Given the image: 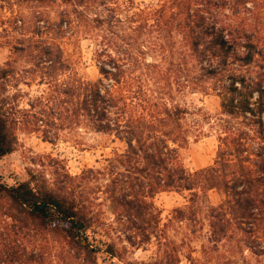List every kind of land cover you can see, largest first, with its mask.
Instances as JSON below:
<instances>
[{"label": "trees", "instance_id": "1", "mask_svg": "<svg viewBox=\"0 0 264 264\" xmlns=\"http://www.w3.org/2000/svg\"><path fill=\"white\" fill-rule=\"evenodd\" d=\"M100 3L104 12L91 19L97 29L92 53L95 79L78 76L57 44L38 46L44 74L53 84L45 83L53 89L51 98L59 110L51 119L19 107V94L7 92L12 70L0 67V159L15 149L18 129L38 130V122L45 126L41 131L45 140L51 139L54 125L67 127L66 120L75 126L85 124L116 145L99 167L74 176L67 172L57 183L33 172L15 184L0 176V264H44L50 244L61 264H101L103 253L120 260L125 247L98 237L100 213L84 191L100 178H104L100 189L88 191L92 195L100 191L111 212L125 221L126 230H132L125 236L131 246L160 236L155 196L165 191L184 194L187 209H174L183 219L187 210L195 215L200 196L215 190L221 199L208 211L213 240L238 231L247 249L263 255L264 0ZM60 16L55 28L64 35L69 15ZM150 51L172 63L176 54L180 66L194 64L196 76L178 74L177 85L218 97L226 123L211 165L190 170L180 161L179 149L188 141L181 124L187 109L170 102L165 72L160 77L167 83L161 90L149 87L148 69L157 65L147 61Z\"/></svg>", "mask_w": 264, "mask_h": 264}, {"label": "rangeland", "instance_id": "2", "mask_svg": "<svg viewBox=\"0 0 264 264\" xmlns=\"http://www.w3.org/2000/svg\"><path fill=\"white\" fill-rule=\"evenodd\" d=\"M100 2L0 0V67L7 66L12 70L8 77L7 92L10 95L19 94L17 98L20 108L26 109L29 114L35 112L48 119L59 112L51 98L53 89L47 88L45 83L50 81L53 84L51 78L44 74L46 69L38 48L42 43L60 46L63 57L78 76L87 79L98 76L92 59L97 29L92 26L91 19L96 13L104 12L105 7ZM62 12L68 14L70 20L66 26L63 25L64 35L55 28ZM176 40L178 42L177 37ZM146 59L157 64L148 69V84L152 91L161 90V86L169 82L165 90L169 93L170 102L187 109L181 124L188 141L179 149L180 161L190 170L211 165L219 146L221 126L226 123L220 114L218 97L213 93L188 92L177 85V79L174 78L176 75L188 72L196 76L197 68L192 63L180 66L176 54L173 63L167 59L161 60L157 52L152 51L146 54ZM162 72H165L167 82L160 77ZM38 125L35 131L26 127L17 130L15 149L0 159L3 182L15 184L33 172L42 174L50 184L57 183L66 179L67 172L74 176L86 168L99 167L103 159L115 151V144L108 143L105 137L94 133L85 124L75 126L65 120L64 125L67 127L56 129L54 125L49 130L51 139L48 140L41 134L45 126L39 122ZM103 183L104 178L89 182L84 190L88 192L87 196L94 198L95 209L100 213L98 237L106 241L113 240L118 248L124 246L125 250L120 260L100 254L101 264L139 261L161 264H264V254L255 255L247 249L238 231L220 241L211 237L209 207L218 204L221 199L215 190L200 196L193 207L195 215L188 214L187 210L183 219L177 218L174 209H187L189 203L184 194L165 191L155 196L153 203L160 211V236L151 243L137 247L131 246L126 240L125 236L132 230H126L125 221L117 219L111 212L102 193L95 191L92 195L89 192L90 188L100 189ZM57 256L55 248L50 244L44 264H61Z\"/></svg>", "mask_w": 264, "mask_h": 264}]
</instances>
